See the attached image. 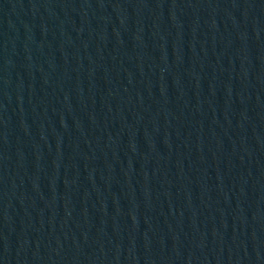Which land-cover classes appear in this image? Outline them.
<instances>
[{
  "label": "water",
  "instance_id": "1",
  "mask_svg": "<svg viewBox=\"0 0 264 264\" xmlns=\"http://www.w3.org/2000/svg\"><path fill=\"white\" fill-rule=\"evenodd\" d=\"M0 264H264V0H0Z\"/></svg>",
  "mask_w": 264,
  "mask_h": 264
}]
</instances>
